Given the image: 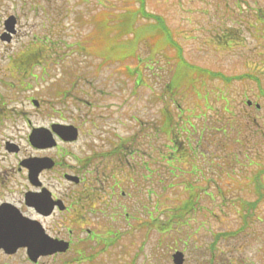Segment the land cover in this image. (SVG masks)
Returning <instances> with one entry per match:
<instances>
[{"label": "rangeland", "instance_id": "obj_1", "mask_svg": "<svg viewBox=\"0 0 264 264\" xmlns=\"http://www.w3.org/2000/svg\"><path fill=\"white\" fill-rule=\"evenodd\" d=\"M226 3L232 7L229 11L224 9ZM140 6L138 0H0V35L9 15L18 18L14 40L6 43L0 38L3 107L29 112L33 122L43 123L48 120L35 114L33 98L44 100L43 107H54L62 115L73 114L75 124H81L76 119L83 111L96 115L99 120L95 126L90 124L91 130L84 124L78 141L63 146L66 153L75 154L66 155L71 165L94 150L100 154L118 144L135 151L132 176L137 177V186L131 187L127 175L121 176L120 186L129 195L118 198L122 201L120 216L114 223L103 221L99 225L103 236L111 229L117 238L109 247L93 242L87 249L88 258L76 260L75 264H173L176 250L184 253V264H213L215 259L217 264H240L239 259L246 260V264H264V201L258 199L255 180L246 186L243 179L264 168V157L260 158L264 146L260 132L252 125L234 130L227 126L235 120H247L240 113L248 110L264 125V37L259 32H248L244 24L235 21V14H230L246 9L264 16L260 11H264V0H144L147 12L167 21L172 39L181 48L182 61L201 71L180 75L179 88H173L166 107L170 108L172 141L193 140L195 153L185 163L175 164L180 173H171L170 180L176 186L164 193L159 185L152 184L146 168L166 151L170 135H156L147 126L161 124L160 109L168 99L162 97V90L167 82L173 83L176 65L170 64L169 72L164 54L152 60L150 48L162 37L157 36V22L128 14ZM128 15L135 18L134 28L139 26L135 37L141 39L129 46L132 51L120 43L116 47L113 43V48L107 50L106 44L111 41L100 39L107 30L101 27L102 21L108 19L107 25L115 29L109 33L111 40H127L132 37L122 34L120 26ZM232 27L239 28L242 42L225 44L226 37H221L224 43L218 39L219 35L231 33ZM153 36L155 40L148 39ZM173 49L176 47L170 46V51L166 48L165 52L172 60L180 50ZM136 51L137 56L148 61L138 86L136 76L128 75L134 61L109 64L104 60L109 54L112 59H123ZM86 99L92 102L90 108ZM247 99L260 103L262 108H247ZM21 123L27 127L25 116ZM190 123L195 125L191 133L181 130L189 132ZM213 125L227 126L230 131H218L219 140L227 144L219 145L211 159L210 148L215 147H205L204 143L200 147L197 141L210 140L217 132L210 129ZM19 131L12 129L9 133ZM230 134L234 141H230ZM232 146L237 154L234 162H238L234 172L223 158L233 153ZM189 163L199 167L198 171L195 167V173L190 171ZM245 201L254 204L246 224L241 223L240 210ZM90 254L95 257L88 260ZM68 261L69 256H62L55 264Z\"/></svg>", "mask_w": 264, "mask_h": 264}, {"label": "flooded vegetation", "instance_id": "obj_2", "mask_svg": "<svg viewBox=\"0 0 264 264\" xmlns=\"http://www.w3.org/2000/svg\"><path fill=\"white\" fill-rule=\"evenodd\" d=\"M237 19L248 32H259L264 37V16L249 12ZM232 32L235 34L238 30ZM162 96H169L167 87ZM2 99L0 264H55L62 256H69L68 264H75L87 255L93 242L101 243L99 240L104 236L99 225L103 221L114 223L118 220L122 210V201L118 198L127 193L120 186L123 183L121 176L127 175L129 185L135 182L133 152L122 150L118 144L100 154L94 150L71 165L66 155L75 154L66 153L63 146L78 140L63 141L55 130L59 124L75 125L80 135L84 132V124L95 126L99 120L96 115L83 111L76 119L81 124H75L73 114L62 115L54 107H43L44 100H39L35 114L48 121L33 122L29 112L3 107ZM85 103L88 108L92 105L88 100ZM48 110L54 113L50 114ZM58 113L59 117L53 119ZM22 116H25L27 127L21 123ZM91 125L88 126L90 130ZM12 129L21 131L10 135ZM34 130L45 131L51 139L37 147L30 138ZM158 131L157 135L164 134L160 128ZM107 234L111 237L116 232L110 229ZM59 244L67 249L58 251L55 248Z\"/></svg>", "mask_w": 264, "mask_h": 264}, {"label": "trees", "instance_id": "obj_3", "mask_svg": "<svg viewBox=\"0 0 264 264\" xmlns=\"http://www.w3.org/2000/svg\"><path fill=\"white\" fill-rule=\"evenodd\" d=\"M138 1L141 4L140 8L137 11H135V12H132L131 11L128 14H133L136 17L140 15L143 18H147V19L153 18V19H155L156 22H157V26H158V29H157V32H156L157 33V36L160 35L162 38H166V42H168L170 46L177 47L178 49L181 50V48L176 45L177 41H174L172 39L173 32L167 27V25H165L166 22L164 21V18H160L158 15H154L152 13L147 12L145 10V7H144V0H138ZM127 12L128 11H126L125 13L127 14ZM106 20H108V19H106ZM106 20H103L102 21L101 27L102 28H105V30L107 29L106 30V34L104 35L103 39L105 40V38H106V41H108V40H110L109 33H111L112 31H114L115 29L112 30L110 28L111 26L107 25V21ZM135 21H136L135 18H132L131 15L129 17V15H128V18L126 19V21L125 22L123 21L122 22V25L120 26V32L122 34L124 32L125 34H129L130 36L132 35L131 36L132 38H129L127 40H122V41L120 39H119V41L118 40L116 41L113 38L116 43L123 44L124 47L127 50H131V51L133 49L129 48V46L131 44H133L136 40H137V43H138V40L141 39V38L138 39L137 38V35L135 37V33H136V29H137V27H136V29L134 28L135 27ZM148 39H152V38L149 37ZM153 40H155V38H153ZM47 41H48L49 44H52L53 43L52 40H47ZM157 42H159V41L157 40ZM116 43H115V45H116ZM155 43H156V40H155ZM180 50L178 51V53H177V55L175 57L176 60L178 58H180L182 60V56L180 54ZM126 57L127 58H131L132 57V54L127 55ZM180 68H182V67H180ZM186 69L192 70V71H195L196 70V71L201 72L198 68L193 67V66H191V67L188 66V68H186ZM178 78H181V77L177 73H175V78L173 80V83L170 82V91L171 92H172V89L173 88H177L178 87V84H177V79ZM139 82H138V84H140ZM165 109H167V112H165ZM159 121L161 122V125H162L161 132L162 131H163V133H169V132H171V129H170V108H166L165 107L164 109H162V115H161V118L159 119ZM213 129H215L217 132H213L212 133L214 135H212L210 137V140L206 138V140L204 141L203 138H200V141L197 142L198 146H200V147L202 146L203 143H204V146L205 147L206 146H208V148L209 147H215V148H210V149H212L211 150L212 152L209 155V158H211V159L214 157V151L216 150V148L218 149L219 145L220 146H224V145L227 144V141L226 140L225 141H223V140L220 141L219 140V138H218V131H222L224 134H227V131L228 132L230 131L228 129H224V128L219 129L217 127H213ZM231 135L232 134H230V138L229 139H230V141H234V139L231 137ZM180 146L182 147L183 150H180ZM168 147L169 148H173V151H171L170 155H172V157L176 161L182 162L185 159V153L188 155V152H186V149H189V148L187 146V143H185V141L183 139H181V141L174 140V142H171ZM233 148H234V146L231 147L233 153H229V154L225 155L223 158L225 160V164L228 165L229 167H231L230 169L234 172L235 171V163H238V162H234L236 160L237 154L234 152V149ZM238 167L239 166H237V168ZM243 179L245 180V184L251 183V182H253L255 180V182L258 183L257 187H259L260 184L264 185V168H260V171H258L257 173H255L251 178L244 177ZM172 187H173V185H172ZM220 188H222V186ZM258 199H260V197ZM250 205L253 207L254 204L253 203H250ZM174 211H177V209H174ZM163 213H166V212L164 211ZM242 214L245 215V213H242ZM244 219H246V216H244Z\"/></svg>", "mask_w": 264, "mask_h": 264}, {"label": "water", "instance_id": "obj_4", "mask_svg": "<svg viewBox=\"0 0 264 264\" xmlns=\"http://www.w3.org/2000/svg\"><path fill=\"white\" fill-rule=\"evenodd\" d=\"M6 26H7V29L9 32H14V28H15V24H16V18L14 16H11L6 22H5ZM3 39H7L8 41H10V34L6 33L2 36ZM67 129L65 130H62L60 134H62L61 136L64 138V139H72V136H69V132L67 131ZM76 136H74L75 138ZM73 138V139H74ZM35 139L38 140V141H43V138H40L38 136H35ZM174 262L176 264H183L184 262V254L180 251L176 252L174 254Z\"/></svg>", "mask_w": 264, "mask_h": 264}]
</instances>
